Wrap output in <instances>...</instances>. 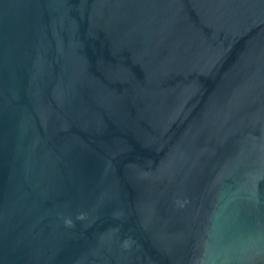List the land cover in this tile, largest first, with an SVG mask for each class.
<instances>
[{
    "label": "water",
    "instance_id": "water-1",
    "mask_svg": "<svg viewBox=\"0 0 264 264\" xmlns=\"http://www.w3.org/2000/svg\"><path fill=\"white\" fill-rule=\"evenodd\" d=\"M0 264H264V0H0Z\"/></svg>",
    "mask_w": 264,
    "mask_h": 264
}]
</instances>
